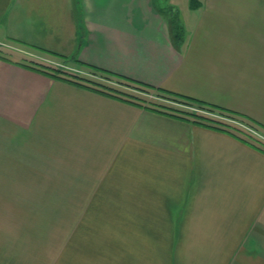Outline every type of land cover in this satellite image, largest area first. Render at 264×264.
<instances>
[{"label": "crops", "instance_id": "0c3cea01", "mask_svg": "<svg viewBox=\"0 0 264 264\" xmlns=\"http://www.w3.org/2000/svg\"><path fill=\"white\" fill-rule=\"evenodd\" d=\"M14 40L264 124V0H0ZM17 56L0 58V264H264L263 149Z\"/></svg>", "mask_w": 264, "mask_h": 264}, {"label": "trees", "instance_id": "16d2710c", "mask_svg": "<svg viewBox=\"0 0 264 264\" xmlns=\"http://www.w3.org/2000/svg\"><path fill=\"white\" fill-rule=\"evenodd\" d=\"M190 3L192 7H196L199 5V0H190ZM170 15L173 36L178 41H181L183 34L182 25H180L175 13ZM14 41L20 43L18 40ZM34 48L54 57L58 60V63L45 62L36 58L23 59L19 63L46 73L53 78L63 79L129 103L230 132L264 150V140L259 139L244 127L231 122L239 121L246 126L264 131V124L247 114L99 68L80 61L76 56H67L40 46ZM0 58L11 60L2 49V46H0ZM72 63L80 69H70L67 65ZM142 95H154L157 100H150L147 96ZM175 104L181 106H176Z\"/></svg>", "mask_w": 264, "mask_h": 264}, {"label": "rangeland", "instance_id": "374dc122", "mask_svg": "<svg viewBox=\"0 0 264 264\" xmlns=\"http://www.w3.org/2000/svg\"><path fill=\"white\" fill-rule=\"evenodd\" d=\"M167 1L169 0H166V3ZM186 1V3L188 2V0H184ZM179 3H183V0H178ZM0 46H2V49L4 50V52L11 58V57H18L17 55H20L21 56V60L23 59H30V58H36L38 60H41V61H45V62H50V63H55L57 62L58 63V60L55 59L54 57L52 56H45L46 58H41V56H37V55H30V54H27V53H24V51H21V49H23V47H20L19 46V43L15 42V41H11V42H7V43H0ZM19 56V57H20ZM47 57H49L50 60L47 59ZM70 69H73V70H79L80 68H77L78 66L75 65V64H69L67 65ZM77 66V67H76ZM142 96H147L150 100L153 99V100H157V97L156 96H152V95H142ZM171 104H174V103H171ZM176 106H181V105H178V104H175ZM184 107V106H183ZM235 124H238L240 125L241 127H244L245 129L249 130L251 133H253L256 137H258L259 139H262L264 140V131L263 130H258V129H254V128H251L249 126H246L245 124L239 122V121H231ZM43 203V202H42ZM54 203V202H53ZM59 203H63V202H59Z\"/></svg>", "mask_w": 264, "mask_h": 264}]
</instances>
